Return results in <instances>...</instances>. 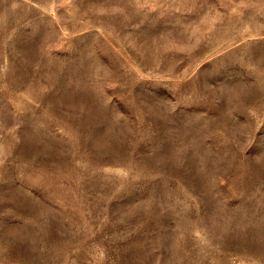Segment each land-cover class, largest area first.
<instances>
[{"label":"rangeland","instance_id":"374dc122","mask_svg":"<svg viewBox=\"0 0 264 264\" xmlns=\"http://www.w3.org/2000/svg\"><path fill=\"white\" fill-rule=\"evenodd\" d=\"M0 264H264V0H0Z\"/></svg>","mask_w":264,"mask_h":264}]
</instances>
